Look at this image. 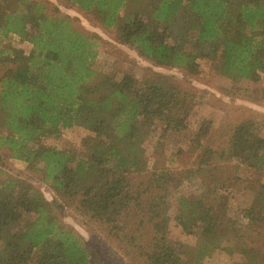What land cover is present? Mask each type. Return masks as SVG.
I'll list each match as a JSON object with an SVG mask.
<instances>
[{
    "label": "trees",
    "instance_id": "16d2710c",
    "mask_svg": "<svg viewBox=\"0 0 264 264\" xmlns=\"http://www.w3.org/2000/svg\"><path fill=\"white\" fill-rule=\"evenodd\" d=\"M57 1L184 78L205 64L232 82H264V0ZM75 20L49 0H0V162L26 163L52 193L48 200L29 179L0 180V264H94L92 248L62 221L67 209L128 264H202L214 254L264 264V182L249 177L264 172L255 116L233 115L215 132L197 120L187 140L192 163L172 166L155 123L163 133L186 130L198 90L149 70L142 81L96 71L109 44ZM12 36L16 43H3ZM73 128L86 132L79 150L44 143ZM192 180L190 195L173 194ZM232 180L253 193L243 223L226 212ZM172 223L194 242L173 239Z\"/></svg>",
    "mask_w": 264,
    "mask_h": 264
},
{
    "label": "rangeland",
    "instance_id": "374dc122",
    "mask_svg": "<svg viewBox=\"0 0 264 264\" xmlns=\"http://www.w3.org/2000/svg\"><path fill=\"white\" fill-rule=\"evenodd\" d=\"M55 4L62 15L71 19H76L74 24L81 30L97 34L102 40L107 41L109 45L101 48L93 61L92 68L102 73H109L119 80L123 74H131L139 81H142L145 71L151 73H163L175 75L180 79L183 86H190L197 91L196 104L194 107L195 118L189 122L186 130L180 131H162V123H155L154 133L155 140L161 139L164 142L162 151L164 159L166 156L172 158V166L188 167L192 163L193 154L187 149V140L194 132L197 120H208L212 125V131L215 132L217 127L224 119L229 120L234 116H240L243 113L255 116V121L259 126L260 134L264 137V105L259 102V92L263 93L264 82L252 83L249 81L232 82L231 80L218 75L215 71V65L203 64V74L191 78H184L179 70L156 67L139 57L137 53L126 46L115 43L100 28L96 27L83 14L72 7L60 4L57 0H49ZM17 37L12 36L3 41V43H16ZM24 51L28 52L30 46L23 43L21 45ZM99 74V73H98ZM235 89L237 90L236 92ZM261 93V94H262ZM242 109V110H240ZM86 132L80 128L63 133L60 138H47L44 143L59 149L71 151L79 150L82 138ZM154 142V141H152ZM147 151H152L154 144L147 143ZM173 156V157H172ZM158 159V158H157ZM38 174L27 168V164L12 158H2L0 162V180L6 177H21L29 179L35 187L40 189L44 196L52 199V193L49 188L38 181ZM250 179L256 182H264V172L251 174ZM230 181V180H229ZM230 196L226 212L230 218L238 223L245 221V210L250 208L253 201V193L250 192L242 182L231 181ZM197 187L194 180L185 183L178 191L173 194L190 195ZM247 187V185H246ZM62 221L67 227H71L77 235L83 237L84 241L92 248L94 264H128L122 254L117 251L106 240L105 236L98 228L86 225L85 222L75 215L71 210H65ZM171 236L173 239H181L187 243H193V237H184L181 234L180 227L175 223L171 226ZM202 264H229L228 257L221 254H214L211 258L205 259Z\"/></svg>",
    "mask_w": 264,
    "mask_h": 264
}]
</instances>
